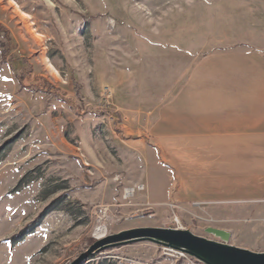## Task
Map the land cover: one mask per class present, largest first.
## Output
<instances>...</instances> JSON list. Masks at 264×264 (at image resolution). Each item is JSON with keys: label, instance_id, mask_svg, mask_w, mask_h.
<instances>
[{"label": "rangeland", "instance_id": "374dc122", "mask_svg": "<svg viewBox=\"0 0 264 264\" xmlns=\"http://www.w3.org/2000/svg\"><path fill=\"white\" fill-rule=\"evenodd\" d=\"M0 24V264H70L98 229L149 226H229L230 245L264 252V200L257 216L177 204L150 129L198 55L264 44V0H0ZM187 140L164 154L183 162ZM193 262L139 242L82 264Z\"/></svg>", "mask_w": 264, "mask_h": 264}, {"label": "crops", "instance_id": "0c3cea01", "mask_svg": "<svg viewBox=\"0 0 264 264\" xmlns=\"http://www.w3.org/2000/svg\"><path fill=\"white\" fill-rule=\"evenodd\" d=\"M198 56L183 91L159 107L151 149L171 172L176 186L168 194L177 204L215 207L225 215L235 214L232 204L253 202L251 214L257 216L264 200V44ZM179 136L188 138L186 160L172 162L163 141Z\"/></svg>", "mask_w": 264, "mask_h": 264}, {"label": "water", "instance_id": "95a60500", "mask_svg": "<svg viewBox=\"0 0 264 264\" xmlns=\"http://www.w3.org/2000/svg\"><path fill=\"white\" fill-rule=\"evenodd\" d=\"M205 231L213 238L196 235L189 229L173 227L149 226L124 230L97 239L70 264H82L95 253L139 242H150L163 248L181 251L202 264H264V252L230 245L229 231L213 226L207 227Z\"/></svg>", "mask_w": 264, "mask_h": 264}, {"label": "built area", "instance_id": "2783aa9c", "mask_svg": "<svg viewBox=\"0 0 264 264\" xmlns=\"http://www.w3.org/2000/svg\"><path fill=\"white\" fill-rule=\"evenodd\" d=\"M142 188H143V185H142ZM163 249L165 251V254L168 255V256H171V257H174V258H177V259L181 258V257L190 258V259H192L194 261L193 262L194 264H202L201 262L197 261L196 259L188 256L187 254H185V253H183L181 251L174 250V249H171V248H166V247H164Z\"/></svg>", "mask_w": 264, "mask_h": 264}, {"label": "trees", "instance_id": "16d2710c", "mask_svg": "<svg viewBox=\"0 0 264 264\" xmlns=\"http://www.w3.org/2000/svg\"><path fill=\"white\" fill-rule=\"evenodd\" d=\"M0 31H3L4 33L8 34V30L2 27L1 25H0ZM0 47L2 48V60L4 61L7 55L9 54L10 49L9 48L6 49V47L4 48V44H0ZM26 235H27L26 232H22L21 235H19V237H16V239L19 238V240H22Z\"/></svg>", "mask_w": 264, "mask_h": 264}, {"label": "bare ground", "instance_id": "6f19581e", "mask_svg": "<svg viewBox=\"0 0 264 264\" xmlns=\"http://www.w3.org/2000/svg\"><path fill=\"white\" fill-rule=\"evenodd\" d=\"M140 188H142V187H140ZM134 192H135V189H128V190H126L127 196H131ZM95 236L97 238H103L105 236V231L102 230V229H98L96 231V233H95Z\"/></svg>", "mask_w": 264, "mask_h": 264}]
</instances>
